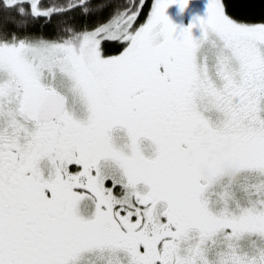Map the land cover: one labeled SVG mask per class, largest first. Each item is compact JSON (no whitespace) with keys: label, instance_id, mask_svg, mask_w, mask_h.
I'll use <instances>...</instances> for the list:
<instances>
[{"label":"snow or ice","instance_id":"6c2138e0","mask_svg":"<svg viewBox=\"0 0 264 264\" xmlns=\"http://www.w3.org/2000/svg\"><path fill=\"white\" fill-rule=\"evenodd\" d=\"M189 2L5 0L0 264H264V0Z\"/></svg>","mask_w":264,"mask_h":264},{"label":"rangeland","instance_id":"374dc122","mask_svg":"<svg viewBox=\"0 0 264 264\" xmlns=\"http://www.w3.org/2000/svg\"><path fill=\"white\" fill-rule=\"evenodd\" d=\"M207 4L208 0H190L183 10L179 4H173L167 10V14L178 25L188 26L195 17L207 15ZM194 32H198V29H194Z\"/></svg>","mask_w":264,"mask_h":264},{"label":"trees","instance_id":"16d2710c","mask_svg":"<svg viewBox=\"0 0 264 264\" xmlns=\"http://www.w3.org/2000/svg\"><path fill=\"white\" fill-rule=\"evenodd\" d=\"M4 2L5 0H0V31L7 32V33H17L19 35H24L26 33H38L43 31L45 35H51L52 34V28L51 27H45L41 28V23H36L34 25H30L28 28H17L15 23H12L11 20L19 19L17 17L15 11H4ZM47 3L48 0H45ZM147 11V10H146ZM120 49L114 48L110 50V54L118 52Z\"/></svg>","mask_w":264,"mask_h":264}]
</instances>
